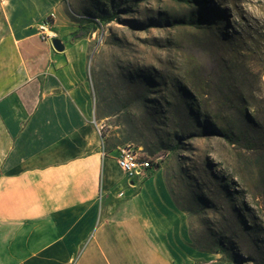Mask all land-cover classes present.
<instances>
[{
    "label": "rangeland",
    "instance_id": "374dc122",
    "mask_svg": "<svg viewBox=\"0 0 264 264\" xmlns=\"http://www.w3.org/2000/svg\"><path fill=\"white\" fill-rule=\"evenodd\" d=\"M52 15L88 46L105 147L158 161L134 190L118 170L117 200L160 206L177 264H264V0H0L8 58L42 51L32 27Z\"/></svg>",
    "mask_w": 264,
    "mask_h": 264
},
{
    "label": "crops",
    "instance_id": "0c3cea01",
    "mask_svg": "<svg viewBox=\"0 0 264 264\" xmlns=\"http://www.w3.org/2000/svg\"><path fill=\"white\" fill-rule=\"evenodd\" d=\"M78 40L16 42L11 59L0 43V264H177L160 206L117 200L137 186H119V148L103 150Z\"/></svg>",
    "mask_w": 264,
    "mask_h": 264
},
{
    "label": "built area",
    "instance_id": "2783aa9c",
    "mask_svg": "<svg viewBox=\"0 0 264 264\" xmlns=\"http://www.w3.org/2000/svg\"><path fill=\"white\" fill-rule=\"evenodd\" d=\"M54 17V15L45 17L36 27L37 36L43 42H47L51 46H53V40L58 38L57 32L54 30L56 23L55 19H53ZM95 125L97 134L102 141L103 150H105L103 127H101L96 121ZM103 154L106 155L105 152H103ZM116 162L118 167L125 173L130 187H136L137 182L141 180V177L148 170L153 169L158 165V161L152 160V158L141 153L132 146L119 148L116 155Z\"/></svg>",
    "mask_w": 264,
    "mask_h": 264
},
{
    "label": "water",
    "instance_id": "95a60500",
    "mask_svg": "<svg viewBox=\"0 0 264 264\" xmlns=\"http://www.w3.org/2000/svg\"><path fill=\"white\" fill-rule=\"evenodd\" d=\"M53 48L58 52H63L65 50V45L60 39L56 38L53 40Z\"/></svg>",
    "mask_w": 264,
    "mask_h": 264
},
{
    "label": "trees",
    "instance_id": "16d2710c",
    "mask_svg": "<svg viewBox=\"0 0 264 264\" xmlns=\"http://www.w3.org/2000/svg\"><path fill=\"white\" fill-rule=\"evenodd\" d=\"M91 18H97V17H93V16H91ZM99 19V18H98ZM88 20H91V19H88ZM91 22H95V21H93V20H91ZM96 23V22H95ZM158 166V165H157Z\"/></svg>",
    "mask_w": 264,
    "mask_h": 264
},
{
    "label": "bare ground",
    "instance_id": "6f19581e",
    "mask_svg": "<svg viewBox=\"0 0 264 264\" xmlns=\"http://www.w3.org/2000/svg\"><path fill=\"white\" fill-rule=\"evenodd\" d=\"M97 22V21H96Z\"/></svg>",
    "mask_w": 264,
    "mask_h": 264
}]
</instances>
